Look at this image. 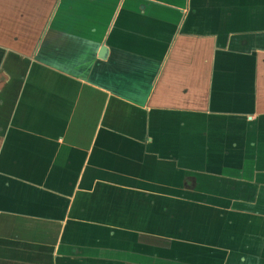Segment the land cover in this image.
<instances>
[{
  "label": "crops",
  "instance_id": "0c3cea01",
  "mask_svg": "<svg viewBox=\"0 0 264 264\" xmlns=\"http://www.w3.org/2000/svg\"><path fill=\"white\" fill-rule=\"evenodd\" d=\"M0 264H264V0H0Z\"/></svg>",
  "mask_w": 264,
  "mask_h": 264
},
{
  "label": "water",
  "instance_id": "95a60500",
  "mask_svg": "<svg viewBox=\"0 0 264 264\" xmlns=\"http://www.w3.org/2000/svg\"><path fill=\"white\" fill-rule=\"evenodd\" d=\"M105 50H106L105 46L101 47V55L105 56L104 55L105 54Z\"/></svg>",
  "mask_w": 264,
  "mask_h": 264
}]
</instances>
